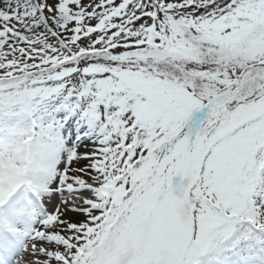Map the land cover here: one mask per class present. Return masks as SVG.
Returning a JSON list of instances; mask_svg holds the SVG:
<instances>
[{
  "label": "snow or ice",
  "instance_id": "obj_1",
  "mask_svg": "<svg viewBox=\"0 0 264 264\" xmlns=\"http://www.w3.org/2000/svg\"><path fill=\"white\" fill-rule=\"evenodd\" d=\"M0 25V74L91 97L111 130L63 173L84 192L0 183V264H198L237 222L264 230V0H7Z\"/></svg>",
  "mask_w": 264,
  "mask_h": 264
},
{
  "label": "rangeland",
  "instance_id": "obj_2",
  "mask_svg": "<svg viewBox=\"0 0 264 264\" xmlns=\"http://www.w3.org/2000/svg\"><path fill=\"white\" fill-rule=\"evenodd\" d=\"M9 2L15 7L17 3L22 4L23 0ZM82 2L87 3L88 0ZM6 3L7 0H0V9H5ZM81 42L87 44L88 40L81 37ZM98 108L99 106L93 107L91 97H80L67 89L46 96L42 100L39 115L44 123L59 133L64 148L57 169L43 178V184L51 191L43 197H35L33 194L31 198H27L34 205H42L43 200L49 197L64 199L66 196L86 191L84 185L69 187L63 173L69 164H72L73 172L70 174L86 170L88 162L100 155L108 145L111 130L106 126L105 120L98 116ZM261 176L264 178V170ZM250 200L254 207L264 209V179L257 183L250 194ZM39 219L38 212L33 218V223H38ZM21 226L18 225L17 230ZM197 259L198 264H264V230L248 221H239L234 225L230 235L214 241Z\"/></svg>",
  "mask_w": 264,
  "mask_h": 264
},
{
  "label": "clouds",
  "instance_id": "obj_3",
  "mask_svg": "<svg viewBox=\"0 0 264 264\" xmlns=\"http://www.w3.org/2000/svg\"><path fill=\"white\" fill-rule=\"evenodd\" d=\"M43 99L26 77L0 74V183L21 203L62 158V138L39 115Z\"/></svg>",
  "mask_w": 264,
  "mask_h": 264
},
{
  "label": "bare ground",
  "instance_id": "obj_4",
  "mask_svg": "<svg viewBox=\"0 0 264 264\" xmlns=\"http://www.w3.org/2000/svg\"><path fill=\"white\" fill-rule=\"evenodd\" d=\"M46 200V199H45Z\"/></svg>",
  "mask_w": 264,
  "mask_h": 264
}]
</instances>
